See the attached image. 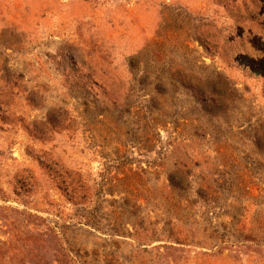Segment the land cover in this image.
Here are the masks:
<instances>
[{"label": "rangeland", "instance_id": "rangeland-1", "mask_svg": "<svg viewBox=\"0 0 264 264\" xmlns=\"http://www.w3.org/2000/svg\"><path fill=\"white\" fill-rule=\"evenodd\" d=\"M0 264H264V0H0Z\"/></svg>", "mask_w": 264, "mask_h": 264}]
</instances>
